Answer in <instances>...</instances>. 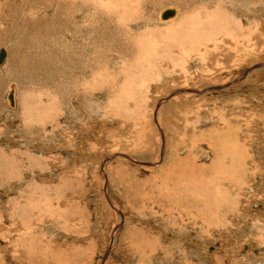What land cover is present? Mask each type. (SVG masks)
<instances>
[{"label":"rangeland","instance_id":"rangeland-1","mask_svg":"<svg viewBox=\"0 0 264 264\" xmlns=\"http://www.w3.org/2000/svg\"><path fill=\"white\" fill-rule=\"evenodd\" d=\"M2 1L0 4L7 2ZM113 1L108 0L116 9L103 8L99 12L110 17L114 39L107 44L110 46L106 53L112 50L116 66L110 67L104 58L100 59V52L104 57L103 48L98 46L96 82L89 83L93 89L88 84L92 90L87 85L83 86L86 90H74L63 71L54 85L43 83L38 73L31 71L27 50L19 43L8 45L9 56L0 69V226L4 228L0 230V264H261L250 261L259 252L252 247L250 258H246L248 248L244 251V247L248 243L255 246L263 234L246 238L240 216L251 218L262 212L259 220L264 226V66L258 65L264 64V0H258L256 31L252 33L258 39L255 57L243 63L233 57L237 51L231 53L234 45H227L229 50L226 45H218L223 54L210 49L212 52L200 56L193 49L190 31L185 34L178 25L162 28L153 23L152 28H134L125 35L120 18L124 14L131 18L133 9L125 0ZM152 1V18L171 3ZM194 8L185 12L187 17ZM244 27V31L249 30ZM118 28L120 31L114 32ZM6 30L9 29L0 26V49H4L1 46ZM247 31L243 32L245 36ZM20 68H27L28 73ZM244 70L251 73L237 87L208 90L227 83L235 74L238 77L237 73ZM7 72L18 76V84L13 82L17 110L14 107L12 111L3 105L8 92ZM70 77L76 84V75ZM199 88L200 93L186 91L196 92ZM236 136H242L238 138L242 144L236 143ZM231 144L239 145V149ZM241 152L253 159L246 160ZM217 157L225 163H219ZM216 163L226 168H218ZM216 168H221L223 174ZM198 172L205 173L201 182L195 178ZM241 174L246 175L248 189L237 190L234 195L231 189L229 196L224 195L229 201L235 197L236 212L226 211L225 220L222 215L215 218V214L209 218L205 206L213 201L212 197H218L213 189L215 175L228 180L235 175L237 182ZM219 200L217 203L222 202ZM8 232H16L15 239ZM19 251L28 253L21 257ZM21 259L24 262L20 263Z\"/></svg>","mask_w":264,"mask_h":264},{"label":"bare ground","instance_id":"bare-ground-1","mask_svg":"<svg viewBox=\"0 0 264 264\" xmlns=\"http://www.w3.org/2000/svg\"><path fill=\"white\" fill-rule=\"evenodd\" d=\"M3 1H7L4 3L0 4V26L1 27H6L9 30L4 31L5 34H3L4 36V40L3 42V46L4 49H2L5 53V57L3 62L0 64V69L6 64L7 62V57L9 56V49H8V45L11 43V45L13 44H17L18 43L20 45H22L27 52L25 54H27V58L29 59V61L32 63L31 65V71H33V73L37 72L38 73V78L39 80H41L43 83L45 84H50V85H54L53 83L56 82L57 80V75L60 74V72L63 71V76L66 79V82L68 83V85H72L74 87V90H86V85L89 86L90 82L93 83L94 78H95V74L97 75V73H95L94 71V65L96 64V62H98V55H97V48L98 46H100V48H103V56L102 57V52H100V59L104 58V61L108 66L110 67H115L116 66V58H113V54H111V52L106 53L108 50V46L109 42H112V40L114 39V34L111 33V29L112 26L109 24V20L110 17L108 15H106V13H100L99 10H103L104 9H116V6L111 5L108 0H106V2L104 0H98V2L96 0H3ZM2 1V2H3ZM128 4H130V8L133 9V13L130 16H128L127 14H124L121 16L120 19H122V23L121 25H124L122 30L123 32L125 31V35H127V33H130L131 30L137 29L139 30H146L148 28H152V24L155 23L159 26L163 27H168L170 25H178L177 28L179 30H181L183 33L187 34L188 31H190V34L192 35V44H193V49L195 51H197L200 56H205V54L210 51V49L213 50H218V45H234L235 47L232 49V52L234 50L235 56H233L235 59H237L236 61L243 63V62H247L249 61L251 58L255 57V50H254V46H256V38L255 36H253V32L256 31L254 28H256V19L258 16V3H260L258 0H171V3H169L167 0V3H169L170 5H166V9L165 8H161L158 12H156L154 18L151 17V11L149 12V8L151 7V5H154V2L152 0H125ZM166 3L165 0H162ZM161 1V3H162ZM115 2V0L113 1ZM112 2V3H113ZM97 3V5H96ZM126 3V4H127ZM164 3V4H165ZM33 4H35V7L33 6ZM263 4V5H262ZM262 7H264V2L262 3ZM179 5V6H177ZM125 6V5H123ZM122 6V7H123ZM191 6H194L195 8L193 9V14L190 17L186 16V11L188 9L191 8ZM8 7V8H7ZM153 7V6H152ZM168 7V8H167ZM6 8V10L4 9ZM201 9V11H200ZM165 10H172L174 11V16L171 18H168L166 20L161 19V14L165 11ZM50 11V12H49ZM132 11V10H131ZM200 11V12H199ZM11 12V13H10ZM263 12V11H262ZM50 14V15H49ZM152 14L153 11H152ZM53 15V16H52ZM195 17H194V16ZM52 16V17H50ZM181 18V19H180ZM183 18V20H182ZM180 20V22L178 23V21ZM178 23V24H177ZM182 24V25H181ZM127 25L129 27H131V29H129L127 27ZM126 26V27H125ZM176 26H174L176 28ZM248 27V36H245L246 33L244 34L243 32L245 30V27ZM121 27V26H120ZM253 29V30H252ZM120 31V29H114V32L116 31ZM166 30V29H165ZM168 31V30H167ZM168 33V32H167ZM166 33V34H167ZM190 36V40H191V35ZM244 34V36H243ZM252 34V35H251ZM174 35V34H173ZM171 36V35H170ZM184 37V35H182ZM187 36V35H186ZM173 38V36H172ZM175 38V36H174ZM167 39V38H166ZM169 39V38H168ZM115 40H117V38H115ZM180 40V39H179ZM1 45V44H0ZM113 45V44H112ZM224 47V46H223ZM229 47V46H227ZM226 47V48H227ZM110 48V47H109ZM221 48V47H220ZM0 49V51H1ZM222 49V48H221ZM230 49V47L228 48V50ZM24 50V49H23ZM192 50V51H194ZM225 50V49H223ZM210 51V52H212ZM214 51V52H215ZM217 52V51H216ZM224 51V54H226ZM24 53V52H23ZM222 53V51H221ZM220 53V54H221ZM229 53V52H228ZM233 53V54H234ZM209 54V53H208ZM223 54V53H222ZM203 56V57H204ZM220 56V55H219ZM223 55H221L222 57ZM212 57V56H211ZM218 57V54H217ZM223 58V57H222ZM225 58V57H224ZM223 58V59H224ZM101 61V60H100ZM102 62V61H101ZM236 63V62H235ZM239 63V64H240ZM254 63V62H253ZM247 64V63H246ZM249 64V63H248ZM16 64H14L15 66ZM19 65V64H18ZM17 65V66H18ZM252 65V64H251ZM257 65V64H256ZM264 66V64H259ZM9 66V65H7ZM6 66V67H7ZM22 66V65H21ZM10 67V66H9ZM8 67V68H9ZM12 67V66H11ZM19 67V66H18ZM186 67V66H185ZM260 67V66H259ZM15 68V67H14ZM187 68V67H186ZM250 68V67H249ZM252 68V67H251ZM10 69V68H9ZM21 69V68H20ZM18 69V70H20ZM2 70V69H1ZM22 72L28 73V69L27 68H22L21 69ZM185 70V69H184ZM10 71V70H7ZM94 71V72H93ZM245 71V70H244ZM253 71V70H252ZM133 72V71H132ZM190 73V72H189ZM231 73V72H230ZM235 73V72H234ZM251 73L250 70H246L244 73L238 74V77H236V74L234 75L233 78H231L230 81H228L225 84H218L219 86H214L213 88H209L208 90H217V89H221V88H235L238 85H240L242 79L244 78V76L246 74ZM8 75H6V83H7V90L8 91L5 96V101H4V108L6 109H10L12 111V109L15 107V109L17 108V104L15 103L17 100L15 99L16 97V93H15V84H13V82H16L18 84V76L17 74H10L9 72H7ZM71 74H75L76 75V80L77 83L75 84L72 80H71ZM21 75V73H20ZM19 75V76H20ZM26 75V74H24ZM178 75V74H177ZM233 75V74H232ZM29 76V75H28ZM255 76V75H254ZM3 77V75H2ZM32 77V76H31ZM4 78V77H3ZM22 78V77H21ZM93 78V79H92ZM1 79L0 78V85L1 84ZM31 79V78H30ZM29 79V80H30ZM96 79V78H95ZM25 81V80H24ZM33 81V80H32ZM35 81V80H34ZM21 82V81H20ZM31 82V81H30ZM96 82V81H95ZM94 82V84H95ZM26 83V82H25ZM89 84V85H88ZM93 84V85H94ZM256 84V82H255ZM120 85V84H119ZM83 86H85L83 88ZM91 86V85H90ZM89 86V87H90ZM92 87V86H91ZM87 88V89H91ZM211 87V86H210ZM93 89V87H92ZM91 89V90H92ZM95 89V87H94ZM97 89V87H96ZM205 88H203L202 91ZM98 90V89H97ZM207 90V91H208ZM94 91V90H93ZM96 91V90H95ZM187 92H193V93H200L201 90L199 88V91L197 90L196 92L190 89H186ZM98 92V91H96ZM186 92V93H187ZM9 93H12V103H10V101L8 100V95ZM95 93V92H94ZM177 94V93H176ZM176 94H173L172 96H175ZM81 95V93H80ZM77 96V95H76ZM16 100V101H15ZM168 100V99H167ZM16 104V105H15ZM162 104V103H161ZM160 105V104H159ZM80 108V107H78ZM85 108V107H84ZM17 110V109H16ZM73 112V111H72ZM12 114V113H11ZM74 115V114H73ZM9 117V116H8ZM260 118V117H259ZM95 120V119H94ZM230 120V119H229ZM221 121V120H220ZM227 122V121H226ZM224 123V121H223ZM221 124V123H220ZM222 128V127H221ZM227 128V127H226ZM228 129L231 130V127L228 126ZM233 129V128H232ZM242 129V128H241ZM240 129V131H241ZM218 130V129H217ZM237 130V129H236ZM235 131V133H237ZM216 131V130H215ZM222 131V130H221ZM219 131V132H221ZM225 131V130H224ZM259 131V130H258ZM261 131V130H260ZM264 131V130H263ZM214 132V131H212ZM211 132V133H212ZM223 132V131H222ZM228 132H231L228 130ZM233 132V131H232ZM224 134V133H223ZM226 134V133H225ZM228 135V134H226ZM237 135V134H236ZM259 136V135H258ZM216 137V136H215ZM223 137V136H222ZM226 137V136H225ZM234 137V136H233ZM242 137V136H241ZM241 137H237L236 136V142L237 144L240 145L238 138ZM246 138H248L247 136H245ZM264 137V136H263ZM24 138V137H23ZM229 139V136L227 137ZM263 139V138H262ZM215 140V138L213 139ZM217 140V139H216ZM222 140V139H221ZM221 140H220V144H221ZM200 141V140H199ZM230 141V140H229ZM233 141V139H232ZM231 141V143H232ZM246 141V139H245ZM216 142H219L216 141ZM223 142V141H222ZM226 142H228V140H226ZM225 142V143H226ZM256 142V141H255ZM204 143V142H203ZM211 143V142H210ZM224 143V142H223ZM247 144V142H245ZM257 143V142H256ZM215 144V142H214ZM214 144H211L210 146H213ZM219 144V145H220ZM229 143H227L228 145ZM242 144V143H241ZM206 145V144H205ZM226 145V144H225ZM232 145V144H231ZM238 146L236 145H232V147L236 146L234 149H237ZM200 146V145H199ZM245 146V144H244ZM26 147V146H25ZM223 146H220V148ZM231 147V146H230ZM243 147V145H242ZM194 148V147H193ZM241 148V147H240ZM192 149V148H191ZM195 149V148H194ZM224 149V148H223ZM229 149V146H228ZM231 149V148H230ZM233 149V148H232ZM231 149V150H232ZM234 149L232 151H234ZM239 149V148H238ZM202 150V149H201ZM200 150V152H202ZM213 150V149H211ZM230 150V152H231ZM255 150V149H254ZM263 150V149H262ZM227 151V150H226ZM229 151V150H228ZM237 151V150H236ZM243 151V150H242ZM245 151V150H244ZM235 152V151H234ZM240 152V151H239ZM225 153V152H224ZM229 153V152H227ZM244 156V158H246L244 155L245 153L241 152ZM214 154V153H213ZM234 154V153H233ZM233 154H229L231 156H233ZM242 154H240L242 156ZM201 155V154H200ZM226 155V153H225ZM237 155V154H236ZM205 156V155H203ZM218 156V155H217ZM249 156V155H248ZM246 158V160L250 159V158ZM201 157V156H200ZM221 157V156H220ZM219 157V158H220ZM191 158V157H190ZM226 159V157L220 158V159ZM234 158V157H232ZM243 158V159H244ZM218 159V157L216 158ZM214 158V160H216ZM235 159H237L235 157ZM253 159V158H251ZM250 159V161H251ZM129 160V159H128ZM132 160V159H130ZM232 160V159H231ZM239 160V159H238ZM194 161V160H193ZM192 161L191 164H194V162ZM217 161V160H216ZM221 161L223 164L225 163L222 160L218 159V162ZM230 161V160H229ZM237 161V160H236ZM249 161V162H250ZM253 161V160H252ZM190 162V161H188ZM217 162V163H218ZM228 162V161H227ZM226 162V163H227ZM232 162V161H231ZM248 162V163H249ZM196 163V162H195ZM213 163H215V161H213ZM216 166L219 168L223 165H217ZM220 163V162H219ZM229 163V162H228ZM234 163V161H233ZM239 163V162H238ZM242 163V162H241ZM245 163V161L243 162ZM247 163V164H248ZM255 163V162H254ZM143 164V163H142ZM185 164V163H184ZM253 164V163H252ZM187 165V164H186ZM203 165V164H202ZM211 165V164H210ZM230 165V164H229ZM233 166V164H231ZM236 165V164H234ZM240 165V164H239ZM243 165V164H242ZM250 165V164H249ZM259 165V163H258ZM257 165V166H258ZM197 166V165H196ZM194 166V167H196ZM256 166V165H255ZM256 166V167H257ZM260 166V165H259ZM193 167V166H192ZM193 167V169H194ZM197 167H201V166H197ZM196 167V168H197ZM203 167V166H202ZM215 167V164H214ZM234 167V166H233ZM240 167V166H239ZM242 167V166H241ZM244 167V166H243ZM255 167V168H256ZM195 171L199 168L196 169ZM226 168L225 166L221 167ZM220 170L218 171L222 173ZM251 168V167H250ZM254 168V166H253ZM184 169V168H183ZM212 169V168H211ZM237 169V167H236ZM259 169V168H258ZM191 170V169H190ZM213 170V169H212ZM229 170V168H228ZM238 170V169H237ZM251 170V169H250ZM255 170V169H254ZM252 170V172L254 171ZM257 170V168H256ZM181 171V170H180ZM211 171V170H210ZM232 171V170H230ZM236 171V170H235ZM239 171V170H238ZM244 171V170H243ZM192 172V171H191ZM193 172V173H194ZM202 172V171H201ZM201 172H198V176H195L197 181H200L201 176H203L204 174L200 175ZM213 172V171H212ZM216 172V171H215ZM214 172V174H215ZM227 172V170H226ZM233 172V171H232ZM231 172V173H232ZM237 172V171H236ZM256 172V171H255ZM169 173V172H168ZM225 173V172H224ZM181 174V173H180ZM191 174V173H190ZM197 174V173H195ZM223 174V173H222ZM227 174V173H226ZM229 174V172H228ZM234 174V173H232ZM245 174V172H244ZM156 175V174H155ZM159 175V174H158ZM172 175V174H171ZM186 174H183L181 176H184ZM194 175V174H191ZM217 175V174H216ZM215 175L216 179L213 184L216 188L213 187V184L210 182L211 187H213L214 191H216L215 193V197L217 198H213L210 193L208 195H210L213 199V201L211 203H209V205H206L205 207L208 209L207 214L209 213V216H215V218H220V215H222L221 217L223 218L227 212L226 211H233L234 213L237 210V204L234 201V199L231 198V201L229 197V199H226L225 196H229L230 194V190H232L231 193H233L232 195H234V193L239 190V191H243L246 190V188L248 189V187L245 185V176L241 174L240 178H237V182L235 181V175H237V173L235 175H233L232 177H230L231 179L228 180L225 177H221V178H217V176H219L220 174H218L217 176ZM251 175H253V173H251ZM259 175V174H258ZM173 176V175H172ZM205 176V175H204ZM203 176V177H204ZM221 176V175H220ZM229 176V175H228ZM231 176V175H230ZM175 177V176H174ZM186 177V176H185ZM197 177L199 178V180L197 179ZM212 177V175L210 176ZM227 177V176H226ZM33 178V177H32ZM36 178V177H35ZM163 178V177H162ZM184 177H182L183 180ZM188 178V177H187ZM186 178V179H187ZM228 178V177H227ZM233 178V179H232ZM172 179V178H171ZM190 179V175L189 178ZM187 179V180H188ZM193 179V178H191ZM205 180H207L206 178H204ZM203 179V180H204ZM214 179V178H213ZM218 179V180H217ZM34 180V179H33ZM178 180V179H177ZM212 180V179H211ZM245 180V181H244ZM202 181V180H201ZM200 181V182H201ZM95 182V181H94ZM180 182H181V178H180ZM186 182V181H185ZM185 182L182 181V183L185 184ZM194 182V181H193ZM196 182V181H195ZM207 182V181H206ZM191 183V182H189ZM197 183V182H196ZM180 184V183H179ZM184 184L181 188L184 187ZM188 184V183H187ZM192 184V183H191ZM198 184H201L198 182ZM208 184V182H207ZM206 184V185H207ZM209 185V184H208ZM207 185V186H208ZM209 185V187H210ZM219 186V188H218ZM168 187V186H167ZM202 187V186H200ZM14 188V187H13ZM186 188V187H185ZM227 188H230L229 191H222L221 189L226 190ZM12 189V187H11ZM189 189V188H188ZM203 189V188H202ZM205 189V188H204ZM210 190H213L211 188H209ZM9 190V189H8ZM166 190V189H165ZM181 190V189H180ZM183 190V189H182ZM185 190V189H184ZM187 190V189H186ZM191 190V189H190ZM196 190V189H195ZM194 190V191H195ZM198 190V189H197ZM27 191V190H26ZM188 191V190H187ZM193 191V192H194ZM200 191V189L198 190ZM197 191V192H198ZM209 191V190H206ZM177 192V191H176ZM183 192V191H181ZM192 192V193H193ZM43 193V192H42ZM187 193V192H186ZM200 193V192H199ZM203 191L201 192L202 195ZM213 193V194H214ZM237 193V192H236ZM205 192L203 193V198H205ZM212 194V195H213ZM195 193H193L192 196H194ZM199 195V194H196ZM207 195V194H206ZM208 195L206 197H208ZM225 195V196H224ZM237 195V194H236ZM41 196V195H40ZM44 196V195H43ZM178 196V195H177ZM209 196V197H210ZM30 197V196H29ZM36 197V195H35ZM38 197V196H37ZM36 197V198H37ZM180 197V195H179ZM224 197V199H223ZM240 197V196H239ZM44 198V197H43ZM178 198V197H177ZM197 198V197H196ZM19 199V198H18ZM179 199V198H178ZM198 199V198H197ZM196 199V201H197ZM209 202V199L206 198ZM204 199V200H206ZM220 199V200H219ZM222 202H218L217 201H221ZM26 200V199H24ZM44 200V199H43ZM204 200H200V201H204ZM47 201V200H46ZM199 201V200H198ZM211 201V199H210ZM216 201V203H215ZM206 202V201H204ZM203 202V203H204ZM215 203V205H214ZM224 203V206H223ZM207 204V203H206ZM14 205V204H13ZM199 205V204H198ZM202 205V204H201ZM205 205V204H204ZM214 205V206H213ZM44 207V206H43ZM262 207V206H261ZM28 208V207H27ZM196 208V207H195ZM116 210V209H115ZM197 210V209H196ZM11 211V210H10ZM16 211V210H13ZM21 211V210H20ZM199 211V210H197ZM12 212V211H11ZM40 212V211H39ZM53 212V211H52ZM52 212H50L51 216L53 215V217L55 216V214H52ZM224 212V213H223ZM239 212V211H238ZM19 213V212H18ZM21 213V212H20ZM54 213V212H53ZM203 213V212H202ZM211 213V215H210ZM226 213V214H225ZM262 213V212H261ZM260 213V214H261ZM9 214V213H8ZM12 214H15L12 213ZM12 214L9 215L12 217ZM22 214V213H21ZM25 214V213H24ZM121 214V213H120ZM179 214V213H178ZM215 214V215H212ZM242 214V212L240 213V215ZM259 212H257L255 215H252L251 218H248L246 215H241L240 216V220H243V224H242V228L241 231L245 234L244 236H246V238L250 239L249 237L252 236L254 234V236L260 237L262 236V238L256 239L257 242L254 244L255 246H253L252 244H247L248 246L244 247V251L246 250V248H248V251L244 254V257L246 258H250L249 256V250H252V247H254L255 251H258L259 254L258 256L256 255L255 258H250V261L252 262H260L261 264L263 263L264 259V250H262V247L264 249V229H263V224L262 222L259 220ZM1 215V214H0ZM39 215V214H38ZM48 215L47 217L50 218L49 214L45 213V216ZM196 215V213H195ZM224 215V216H223ZM239 215V214H238ZM264 215V214H263ZM2 216V215H1ZM8 216V215H7ZM16 217H18L15 214ZM26 216V215H24ZM40 216V215H39ZM57 216V215H56ZM63 216V214H62ZM121 216V215H120ZM261 216V215H260ZM23 217V216H21ZM19 217L21 220L22 218ZM41 217V216H40ZM39 217V218H40ZM51 217V219L53 218ZM161 217V216H160ZM194 217V216H193ZM226 217V216H225ZM225 217L223 218L225 220ZM232 217V216H231ZM263 217V216H262ZM261 217V218H262ZM10 219V217H8ZM190 218V217H189ZM210 218V217H209ZM2 219V217H1ZM50 219V220H51ZM54 219V218H53ZM57 219V218H56ZM62 219V218H61ZM212 219V217H211ZM227 219V218H226ZM232 219V218H231ZM263 219V218H262ZM55 220V219H54ZM60 220V219H59ZM57 221L56 223H59L60 221ZM215 220V219H214ZM222 219H220L221 221ZM1 221V220H0ZM9 221V220H8ZM11 221V220H10ZM18 220H16L17 222ZM23 221V220H22ZM62 221V220H61ZM216 221V220H215ZM234 220H231V222ZM2 222V221H1ZM14 222V221H13ZM41 222V220H40ZM50 222V221H49ZM53 222V221H52ZM7 223V220L6 222ZM55 223V222H53ZM62 223V222H61ZM234 223V222H233ZM13 224V223H12ZM15 224V223H14ZM46 224V223H45ZM239 224V223H238ZM51 225V224H50ZM49 225V226H50ZM55 225V224H53ZM19 226V224H18ZM33 226V225H32ZM36 226V225H35ZM14 227V226H13ZM17 227V225H16ZM15 227V231H17V228ZM20 227V226H19ZM18 227V228H19ZM53 227V226H52ZM0 228H3L2 224L0 226ZM11 228V227H10ZM32 228V227H31ZM30 228V229H31ZM37 228V227H36ZM46 228V227H45ZM56 227H53V229H55ZM163 228V227H162ZM8 229V228H7ZM34 229V228H33ZM49 229V228H47ZM52 229V228H51ZM60 229V228H59ZM236 229V228H235ZM1 231H4L0 229ZM28 232L29 228L27 229ZM38 230V229H37ZM42 230V229H41ZM56 230V229H55ZM58 230V229H57ZM26 231V230H25ZM36 231V230H35ZM50 231V229H49ZM60 231V230H58ZM63 231V230H61ZM240 231V233H241ZM10 232L13 233V230H10ZM18 232V231H17ZM26 231V233H28ZM56 232V231H55ZM239 232V231H238ZM4 233V232H2ZM1 233V234H2ZM6 233V232H5ZM9 233L8 234H12ZM16 235V232H14ZM23 233V232H21ZM25 233V232H24ZM50 233V232H49ZM59 234H62L60 232H57ZM238 233V234H240ZM19 235L20 232H18ZM17 234V236H18ZM30 234V233H28ZM32 234V233H31ZM29 236H32V235ZM51 234V233H50ZM3 235V234H2ZM5 235V234H4ZM14 234H12V239H15V237L13 238V236H15ZM63 235V234H62ZM16 236V237H17ZM26 236V235H25ZM22 236V237H25ZM54 236H57L54 235ZM2 237V236H1ZM0 237V238H1ZM6 238L9 237L8 239H10V235L8 236L6 233ZM21 238V236H19ZM62 237V236H61ZM59 238V237H58ZM254 238V237H253ZM252 238V241L254 240ZM24 239V238H22ZM22 239H21V243H22ZM7 240V239H6ZM18 239L15 240V242ZM60 240V239H59ZM231 240V239H230ZM238 240V239H237ZM247 240V239H246ZM245 240V241H246ZM251 240V239H250ZM255 240V241H256ZM11 241V239H10ZM20 241V240H19ZM113 241V240H112ZM9 242V240H8ZM18 242V241H17ZM16 242V243H17ZM24 245H26L25 240L23 241ZM248 242V241H247ZM11 242H9L10 244ZM246 243V242H245ZM250 243H254V242H250ZM7 244V243H6ZM14 244V243H13ZM18 244H20L18 242ZM17 244V245H18ZM21 245V244H20ZM16 246V245H15ZM59 246V245H58ZM63 246V245H61ZM249 246H251V248L249 249ZM21 247V246H20ZM14 248V246H13ZM17 248V246H16ZM218 248V247H217ZM15 249H12V252H14ZM23 250V248H22ZM25 250V249H24ZM216 250V249H215ZM10 251V250H9ZM254 251V250H253ZM250 251V252H253ZM20 252V251H19ZM22 252V251H21ZM20 252V253H21ZM27 252V251H26ZM24 252V253H26ZM209 252V250H208ZM212 252V251H211ZM19 253V254H20ZM22 252L23 255H20L21 257L24 256V254ZM28 253V252H27ZM31 253V252H30ZM248 253V254H247ZM212 254V253H211ZM257 254V253H256ZM27 255V254H26ZM25 255V256H26ZM241 255V254H240ZM19 257V256H18ZM227 257V256H226ZM243 257V258H244ZM209 258V257H208ZM225 259V258H224ZM223 259V260H224ZM30 260V259H29ZM7 261V260H6ZM24 262V260L21 259L20 263ZM37 262V260L35 261ZM226 262V261H225ZM16 263V262H15ZM27 263V262H26ZM227 263V262H226ZM223 262V264H226ZM12 264V263H11ZM29 264V263H28ZM212 264V263H211ZM259 264V263H258Z\"/></svg>","mask_w":264,"mask_h":264},{"label":"water","instance_id":"water-1","mask_svg":"<svg viewBox=\"0 0 264 264\" xmlns=\"http://www.w3.org/2000/svg\"><path fill=\"white\" fill-rule=\"evenodd\" d=\"M174 16V11L172 10H165L162 14H161V19L166 20L168 18H171ZM5 57V53L3 50L0 51V64L3 62ZM8 100L10 101V103H12V93H9L8 95Z\"/></svg>","mask_w":264,"mask_h":264}]
</instances>
